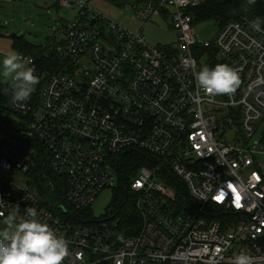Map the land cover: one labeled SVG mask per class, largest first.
Segmentation results:
<instances>
[{
    "label": "built area",
    "instance_id": "1",
    "mask_svg": "<svg viewBox=\"0 0 264 264\" xmlns=\"http://www.w3.org/2000/svg\"><path fill=\"white\" fill-rule=\"evenodd\" d=\"M201 3L125 2L175 30L151 46L88 0H58L74 14L40 54L18 52L39 84L23 107L8 92L0 115V221L35 208L69 241L63 264H233L241 252L264 264V25L240 15L199 39ZM217 64L239 75L231 98L196 87L193 73ZM115 178L132 218L92 219Z\"/></svg>",
    "mask_w": 264,
    "mask_h": 264
},
{
    "label": "clouds",
    "instance_id": "2",
    "mask_svg": "<svg viewBox=\"0 0 264 264\" xmlns=\"http://www.w3.org/2000/svg\"><path fill=\"white\" fill-rule=\"evenodd\" d=\"M247 3L254 4L255 0H247ZM262 23L264 20L257 17L251 26L255 31H262ZM0 66V76L11 85L4 89L5 93L10 92L14 106H25L39 84L35 68L16 51L6 53ZM193 76L196 87L209 98H231L240 83L238 73L227 64L204 66ZM68 251L69 241L38 219L33 207L26 208L21 215L19 206L15 205L0 227V264H63ZM233 264H250V258L241 252L234 257Z\"/></svg>",
    "mask_w": 264,
    "mask_h": 264
},
{
    "label": "rangeland",
    "instance_id": "3",
    "mask_svg": "<svg viewBox=\"0 0 264 264\" xmlns=\"http://www.w3.org/2000/svg\"><path fill=\"white\" fill-rule=\"evenodd\" d=\"M128 1L88 0V3L130 30L138 31L141 29L147 43L151 46L175 43V30L170 28L164 19L155 17L152 22L145 23L136 17L133 11L124 8V3ZM55 2L56 0H52V2L49 0H0V61L9 51L23 52V48L13 45V42L28 43L30 45L43 44L55 29L61 27L64 19L71 17L74 9L59 4L55 6L53 5ZM194 26L197 38L202 40H212L218 29V24L213 19H198ZM5 32L9 34L4 35ZM12 33L23 37L20 39L14 38L10 36ZM0 71H2V66H0ZM0 81L7 85L10 84V81H5L2 76H0ZM13 178L23 182L20 173L14 172ZM117 187L118 182L115 178L114 188H107L99 193L88 211L92 219L112 213V209L118 201ZM5 219L0 221L1 227H3Z\"/></svg>",
    "mask_w": 264,
    "mask_h": 264
},
{
    "label": "trees",
    "instance_id": "4",
    "mask_svg": "<svg viewBox=\"0 0 264 264\" xmlns=\"http://www.w3.org/2000/svg\"><path fill=\"white\" fill-rule=\"evenodd\" d=\"M240 15H249L252 17H259L261 20H264V0H255L254 4L249 5L247 0H202V3L198 6L196 10L197 19H213L217 22L218 25L223 24L225 21L232 17H238ZM264 25V23H262ZM15 46L23 48V51H31L36 54H40L41 45L34 46L28 43H14ZM8 88L7 84H4L0 81V115L4 112V102L7 98L8 93L6 94L4 89ZM140 157L135 154H130L126 160V165L129 164L130 160L135 162ZM118 200L123 197L122 194L118 193ZM127 204V203H125ZM113 212L116 215H122L124 218H132L133 209L130 204L126 206L124 203H115ZM130 218V219H131Z\"/></svg>",
    "mask_w": 264,
    "mask_h": 264
},
{
    "label": "crops",
    "instance_id": "5",
    "mask_svg": "<svg viewBox=\"0 0 264 264\" xmlns=\"http://www.w3.org/2000/svg\"><path fill=\"white\" fill-rule=\"evenodd\" d=\"M50 2H52V0H49ZM53 5H57L58 6V0H56V2H55V4H53ZM68 8H72V9H74V12H75V8H73V7H68ZM74 12H73V14H74ZM72 14V15H73ZM71 15V16H72ZM70 18V17H69ZM69 18H67V19H69ZM67 19H64L63 21H62V23H64ZM11 36V35H10ZM23 37V36H22ZM22 37H16L17 39H20V38H22ZM13 45H14V42L12 43ZM41 45V44H40ZM40 45H34V46H40Z\"/></svg>",
    "mask_w": 264,
    "mask_h": 264
},
{
    "label": "water",
    "instance_id": "6",
    "mask_svg": "<svg viewBox=\"0 0 264 264\" xmlns=\"http://www.w3.org/2000/svg\"><path fill=\"white\" fill-rule=\"evenodd\" d=\"M11 36L14 37V38H16V37H22V35L21 36H16V34H14V33H12Z\"/></svg>",
    "mask_w": 264,
    "mask_h": 264
}]
</instances>
